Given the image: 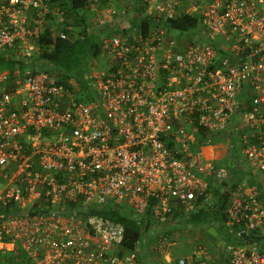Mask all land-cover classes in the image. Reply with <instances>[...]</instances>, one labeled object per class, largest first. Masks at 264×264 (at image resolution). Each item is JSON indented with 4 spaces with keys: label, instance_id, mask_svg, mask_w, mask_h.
<instances>
[{
    "label": "built area",
    "instance_id": "built-area-1",
    "mask_svg": "<svg viewBox=\"0 0 264 264\" xmlns=\"http://www.w3.org/2000/svg\"><path fill=\"white\" fill-rule=\"evenodd\" d=\"M81 1L106 63L85 88L37 58L47 28L68 39L64 12L0 0V264H142L99 212L152 214L172 247L218 196L241 243L226 264H264V0Z\"/></svg>",
    "mask_w": 264,
    "mask_h": 264
},
{
    "label": "trees",
    "instance_id": "trees-1",
    "mask_svg": "<svg viewBox=\"0 0 264 264\" xmlns=\"http://www.w3.org/2000/svg\"><path fill=\"white\" fill-rule=\"evenodd\" d=\"M52 2H54V6L57 5L64 12V24L60 23V25L68 27L66 31L69 37L68 39H61L54 36V31L47 28L39 39L41 51L37 58L43 60L61 80L73 79L82 88H85L84 77L88 73V61L98 58L100 53L97 36L87 32L91 20L87 16L88 11L85 9V2L81 0H52ZM49 18L50 26L59 24V19L56 16L51 15ZM196 23V18L183 16L172 21L171 27L176 30H184L195 26ZM70 27L71 29H69ZM7 65L0 58V71ZM217 198L214 208L198 207L196 211L190 213L189 220H186L196 222L200 227H214L218 235L224 240V245L229 246L233 243V235L226 227L227 218L223 211L227 205V198L226 196H218ZM99 215L122 225L124 229L122 247L125 251L141 248L145 238L148 239L149 236L157 238V235L158 237L165 235L162 231L153 229L155 218L152 217V214H148L140 220L132 215L122 214L118 209L105 210L99 212ZM168 231L171 232V229ZM237 244L236 242L235 245Z\"/></svg>",
    "mask_w": 264,
    "mask_h": 264
},
{
    "label": "crops",
    "instance_id": "crops-1",
    "mask_svg": "<svg viewBox=\"0 0 264 264\" xmlns=\"http://www.w3.org/2000/svg\"><path fill=\"white\" fill-rule=\"evenodd\" d=\"M223 151L225 152V151H227V149H224ZM254 183L255 182H252V180L249 181V185H253ZM224 214H226V213L224 212ZM189 216H190V214L187 213V214H184L183 216H181L180 218L177 219V224L174 225L173 228L171 229L172 237L175 239H178L182 235L183 236L184 235H190V236L194 237L197 229H199V230L201 229L200 231L203 233L202 235L207 236L208 235L207 233H209L210 236L214 239L216 246H218L217 248L224 249V252L226 253V257H225V261L223 262V264H226V262L228 260L227 250L232 246H240L241 245L239 239L231 232V227L228 226L229 232L233 235V238H232L233 243H231L229 246H225L224 240H222V238H221V241H219L210 232V231L214 232L212 230V228H214V227L206 226L207 229L205 227L201 228L198 223L193 222V221H188ZM186 219H188V220H186ZM214 230H215V228H214ZM174 231L177 233L178 236H176V237L174 236V233H175ZM201 232H199V233H201ZM215 233H217L216 230H215ZM206 236L204 238H202L203 241L207 240ZM160 239H161V237H158V235H157V238L154 237V239L150 243H147L148 245L141 246V249H142V254H141V260L142 261L141 262H142V264H177V258L184 254V251H181V248L183 249L184 245L183 246L174 245L172 247H168V246L161 247L160 244L158 243V240H160ZM236 242L238 243L237 245H235ZM209 245L213 246L214 243L210 242ZM209 254H211V253H209ZM176 255H178V256L176 257ZM185 256H189V257L192 256L195 260L202 259V257H200L199 255L196 256L195 251H194L193 255H185ZM210 258H211V255H210ZM210 258L207 261L208 264H211Z\"/></svg>",
    "mask_w": 264,
    "mask_h": 264
},
{
    "label": "rangeland",
    "instance_id": "rangeland-1",
    "mask_svg": "<svg viewBox=\"0 0 264 264\" xmlns=\"http://www.w3.org/2000/svg\"><path fill=\"white\" fill-rule=\"evenodd\" d=\"M87 16L92 18L93 17V13L91 12H87ZM172 34H174L173 31H171ZM96 62V60H95ZM97 62L98 65L96 66V68L94 67L95 71H99L105 68L106 63L105 60H103V58L101 57V55L97 58ZM89 61H88V72L91 71L90 67H89ZM264 191V190H263ZM202 228V227H201ZM201 230V229H200ZM199 229H197L196 234L193 236L190 235H182L180 236L178 239L176 240V245L178 246H183V249L181 248V251H184L183 255H193L194 251H195V246L197 244H202L204 245L207 250H209V253H211V264H223V262L225 261V257H226V253L224 252V249H219L217 248L218 246H216L214 239L210 236V235H205L207 237L206 241H203L202 238H204L205 236L202 235L203 233L200 231ZM175 232V231H174ZM201 232V233H199ZM174 236H178L177 233H174ZM154 239V236H149L148 237V241L151 242ZM212 242L214 243L213 246L209 245V243ZM182 255V256H183ZM178 255H176L177 257ZM196 257V256H195ZM1 259V258H0ZM197 259V258H196Z\"/></svg>",
    "mask_w": 264,
    "mask_h": 264
},
{
    "label": "water",
    "instance_id": "water-1",
    "mask_svg": "<svg viewBox=\"0 0 264 264\" xmlns=\"http://www.w3.org/2000/svg\"><path fill=\"white\" fill-rule=\"evenodd\" d=\"M212 230L214 231V232L210 231L212 233V235H214L219 241H221V236L218 235L217 233H215L214 228H212Z\"/></svg>",
    "mask_w": 264,
    "mask_h": 264
}]
</instances>
